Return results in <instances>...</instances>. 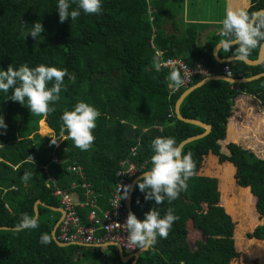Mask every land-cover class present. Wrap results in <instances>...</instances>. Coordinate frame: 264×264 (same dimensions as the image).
Instances as JSON below:
<instances>
[{"label":"trees","instance_id":"obj_1","mask_svg":"<svg viewBox=\"0 0 264 264\" xmlns=\"http://www.w3.org/2000/svg\"><path fill=\"white\" fill-rule=\"evenodd\" d=\"M173 1L102 0V14L87 15L81 11L76 20L69 18L60 23L56 9L58 0H0V70H7L10 64L14 68L44 64L66 68L69 75L75 76L74 82L65 77V87L54 105L56 110L47 117L31 115L26 105L9 99L11 90L0 91V115L8 125L6 135H0V228L10 229L0 230V264H86L93 258V262L98 263L102 254L97 248L72 245L61 248L53 242L52 230L59 214L52 209L60 206L52 196L54 188L47 176L61 190H69L74 183L80 191L79 186L88 183L98 207L104 211L116 184V173L122 161L130 157L132 148L137 152L132 161L140 165L145 163V172L152 167L151 142L156 137H174L180 144L204 133L200 127L177 120L175 104L185 90L181 88L171 93L168 87L175 86L168 77L174 68L161 67L157 71L154 58L161 62L181 60L190 66L200 64L215 75H222L228 67L237 80L264 73V58L256 66L242 61L217 63L212 51L225 39L220 33L209 41L210 44L197 49V31L190 26L182 29L175 21ZM76 6L73 3L70 10ZM261 9H264V0H249L246 10L251 13ZM37 21L45 29L41 37L37 40L30 35L25 38L22 33ZM23 22L27 28L22 27ZM166 26L171 28V33L166 31ZM234 48L235 45L230 51L220 49L218 58H232ZM259 49L252 50L246 59L255 62ZM156 53L162 55L159 57ZM201 80H193L189 88ZM241 94L259 101L264 113V77L238 86L222 80L211 81L183 99L179 107L181 117L209 125L211 131L204 138L183 146L185 154L190 152L196 162V175L188 181L187 191L181 192L178 199L156 205L154 200L145 201V194L135 184L131 211L138 219L143 220L144 214L153 207L161 217L169 208L179 217L168 237H158L157 243L140 255L135 264H223L222 252L213 247V236L227 239L222 234L229 222L218 207L198 213L193 204L201 191L224 192L231 187L230 177L235 169L240 187L239 205L230 201L223 209L233 217L235 211L242 208L245 214L255 218L249 207L250 198L254 197L260 224L250 238L257 245L263 244L264 160L230 143L226 150L234 167L223 164L218 168L219 179L205 178V171L202 172L203 157L209 151H217L215 145L225 140L235 98ZM78 102L88 103L101 113L93 130L94 144L88 151L78 149L68 138L67 131H62V114L74 110ZM263 119H259V124L264 123ZM41 120L55 138L63 139L58 141V146L38 134ZM233 132L229 127V133ZM54 158L58 163L53 162ZM71 166L83 170L84 180L68 170ZM26 171L32 173V178L24 182L22 176ZM245 188L250 189L251 195ZM35 202L42 204L37 206L39 227L16 231L24 214L34 216ZM88 212L87 209L78 211L84 224ZM189 220L201 237L195 249L187 240L185 222ZM42 234L51 237L49 244L40 243ZM228 240L234 242V246L243 244L239 236H230ZM112 264H131V261L123 263L117 259Z\"/></svg>","mask_w":264,"mask_h":264},{"label":"clouds","instance_id":"obj_2","mask_svg":"<svg viewBox=\"0 0 264 264\" xmlns=\"http://www.w3.org/2000/svg\"><path fill=\"white\" fill-rule=\"evenodd\" d=\"M73 3L77 6L70 10ZM56 9L59 22L64 23L69 18L72 21L76 20L81 15V11L87 15L102 14L103 3L102 0H58ZM22 27L27 28L24 22ZM44 31L42 23L37 21L22 35L25 38L30 35L33 40H37ZM220 35L225 39L217 47L230 51L235 45L231 59L245 60L252 50L264 47V9L251 13L244 9L229 10L222 21ZM154 67L160 71L162 62L159 58H154ZM66 76L73 82L75 81V76L69 75L66 68L59 69L44 64L34 68L27 65L14 68L10 64L7 70H0V91L7 93L11 90L12 94L9 99L19 102L22 106L26 105L31 115L47 117L56 110L54 105L59 101L60 93L65 87ZM168 79L172 86L179 87L183 84L180 71L175 68L170 72ZM50 83L51 87H49ZM100 115L101 113L94 106L78 102L74 110L65 111L62 114V131H67L68 138L78 149L88 151L94 144L93 130L97 126L96 121ZM7 127L3 115H0V130H3L0 131V135H6ZM59 140L63 139L51 136L52 145L58 146ZM151 148L152 167L149 171L142 173L136 181V186L140 192L145 194V201L154 200L156 205L164 204L165 200L171 203L179 198L181 192L187 191L188 181L196 175V162L190 152L185 154L183 146L178 144L174 137H156L151 142ZM31 178L32 173L28 171L22 176L24 182ZM122 189L123 195L120 196V200L128 199L133 185H124ZM178 219L179 217L174 214L172 208H169L161 217L158 209L153 207L144 214L143 220L138 219L133 212L129 211L123 225L129 243L142 251L153 247L158 237L166 239ZM38 227L37 217L24 214L15 230H34ZM50 242L51 237L48 234H42L40 243L46 245Z\"/></svg>","mask_w":264,"mask_h":264},{"label":"built area","instance_id":"obj_3","mask_svg":"<svg viewBox=\"0 0 264 264\" xmlns=\"http://www.w3.org/2000/svg\"><path fill=\"white\" fill-rule=\"evenodd\" d=\"M156 54L159 57L162 55L161 53ZM162 67L176 68L180 71L183 79V84L179 87L171 88V93L181 88L187 90L193 80L215 75L200 64L190 66L181 60L162 61ZM222 75L225 78L234 79L228 67L224 68ZM136 154V148H132L130 150V157L122 161L121 168L115 176L116 184L108 199V208L104 211L98 207L94 191L88 183H82L79 186L80 191H77L78 187L74 183L70 185L69 190H61L47 176L48 181L52 183V188H54L52 196L58 200L59 206L64 212L63 218L57 228L58 236L56 240L60 244L84 248L113 245L130 256L139 250V248H135L134 245L129 243L127 232L123 225L129 212L127 208L128 199L120 200V196L123 195L122 187L132 184L145 170V163L140 165L132 161ZM53 162L58 163L56 158L53 159ZM68 170L83 178V170L80 167L71 166ZM83 209L89 211L87 214V225L82 223L81 217L78 214V211Z\"/></svg>","mask_w":264,"mask_h":264},{"label":"rangeland","instance_id":"obj_4","mask_svg":"<svg viewBox=\"0 0 264 264\" xmlns=\"http://www.w3.org/2000/svg\"><path fill=\"white\" fill-rule=\"evenodd\" d=\"M168 89L172 90L171 86H169ZM258 103L253 104L256 110H250L249 116H246L245 110H240L239 112L236 110L238 114H235V112L233 114L232 112L230 117L234 115L233 119H235V117L240 114L241 125L244 129V131H242L239 135L241 141H237L236 145L251 152L256 159L264 160V123L259 124L258 122L259 119L264 118V116L261 112V104ZM250 108L254 109L251 106ZM256 123L259 125H255ZM38 125V134L41 137L51 139V137L48 136H53V133L49 130L44 120H41ZM45 130H47V132H45ZM234 131L236 132V130ZM226 163L232 165L229 162L225 145L218 147L217 151L211 152L209 155L207 153L202 159V172L205 171L204 177L219 179L221 174L218 168ZM235 175L236 169L230 177L232 180L231 187L225 188L224 192H218V190L216 192L213 190H207L199 192L200 194H196V203L193 204V206L198 213L209 212L212 211L213 208L218 207L221 210L223 217L229 222L226 232L222 235H225L228 238L233 235L241 237L243 244H236V246H234V242L229 241L228 238L226 239L225 237L219 235L213 236V247L218 248L222 252L223 264H264V242L261 245H257L254 241H252L253 239L250 238L254 228L260 224L259 216L255 210V198L252 196L253 198H250L249 202L250 209H253L256 215L255 218L251 217L249 214H245V212L242 211V208L241 210H236L233 217L227 215L226 211L223 209V206L230 201L234 202L235 206L239 205L238 189L240 187L237 184ZM245 189H248L250 193L249 188ZM235 199L237 200L235 201ZM185 225L188 230V243L192 249H195L197 243L201 241V237L192 227L190 220L187 221ZM89 263L99 264L97 262L94 263L93 261H89Z\"/></svg>","mask_w":264,"mask_h":264},{"label":"crops","instance_id":"obj_5","mask_svg":"<svg viewBox=\"0 0 264 264\" xmlns=\"http://www.w3.org/2000/svg\"><path fill=\"white\" fill-rule=\"evenodd\" d=\"M248 4H249V0H174L172 3L175 12V21L179 24V26L182 29L185 26H190L197 31V42H196L197 49H202L207 44H210L211 42L209 41L220 33V29L222 27V21L229 10H238V9L246 10L248 8ZM165 29L168 33L172 32L169 26H166ZM217 45H215V47ZM220 49H218L217 51V57ZM256 103H258L256 99H252L242 94L238 95L235 98L232 112L233 114L234 112L235 114H238L240 110H245L246 116H249L250 110H256V108L253 105ZM250 106L254 109H251ZM236 110H238V112ZM261 112L263 113L262 110ZM233 116L234 115H232V117H230L227 122L225 140L218 142L215 145V148L217 147L218 149V147H222V145L226 146L230 143L237 144V141L238 142L241 141L239 135L240 133H242V131H244V129L242 128L241 125L242 123L240 121V114L237 115L235 119H233ZM255 125H259V124L256 123ZM229 127H231L233 131L236 130V132L234 131L235 133L233 132V134L229 133ZM210 153L211 151L208 152V155ZM188 206L189 205L186 202V207L189 208ZM52 211L58 213L59 220L60 219L62 220L63 217L59 212L55 210ZM87 223L88 222L86 217V224L84 223L83 224L87 225ZM97 249H100L99 254H102L98 262L99 264H104V263L112 264L117 259L120 260V255L122 252L113 245H104L102 248H97ZM122 255L123 257H127V255H125L124 253H122ZM94 257H96V255ZM130 261L132 263V260Z\"/></svg>","mask_w":264,"mask_h":264},{"label":"water","instance_id":"obj_6","mask_svg":"<svg viewBox=\"0 0 264 264\" xmlns=\"http://www.w3.org/2000/svg\"><path fill=\"white\" fill-rule=\"evenodd\" d=\"M219 45V44H218ZM234 46V45H233ZM219 46L215 47L213 49V57L215 59V61L219 64H228V63H231L233 61H240V60H236V59H219L217 57V51H218ZM263 58H264V47H260L259 49V54H258V58L255 62H250L249 60L245 59L243 60L242 62H244L246 65H249V66H256V65H259L262 63L263 61ZM264 77V73L263 74H260V75H257V76H254V77H251V78H248V79H240V80H235V79H228V78H225L223 75H212L210 77H207V78H204L203 80H201L200 82H198L197 84H195L194 86L188 88L187 90H185V92L180 96V98L177 100L176 104H175V108H174V113H175V116L177 118V120L183 122V123H186V124H190V125H194V126H197V127H200L202 129H204V133L201 134V135H198V136H194V137H190L186 140H184L182 143H180V145L184 146L188 143H191V142H194V141H197V140H200L202 138H204L205 136H207L210 131H211V127L209 125H206V124H203L201 122H198V121H194V120H187V119H184L183 117H181L180 113H179V107L183 101V99L189 95L190 93H192L194 90L200 88L201 86L205 85L206 83L208 82H211V81H216V80H222V81H225V82H228L229 84H232V85H241V84H246V83H250L252 81H255V80H258L260 78ZM140 177V176H139ZM137 177L131 185H133V189H134V186L136 184V181L137 179L139 178ZM132 192L133 190L130 191V194H129V198H128V203H127V208H128V211H131V197H132ZM40 205L42 206V204L40 202H35L34 204V216L35 217H38V211H37V206ZM52 210H55L57 212H59L61 214V216L63 217L64 215V212L61 210V209H52ZM132 212V211H131ZM61 222V219L55 224L53 230H52V240L53 242L58 246V247H66L68 245H62L60 244L57 240H56V236H55V232H56V229L58 228L59 224ZM0 230H10L8 228H0ZM148 249L146 250H138V252H136L133 256H128V257H123L122 253L120 255V260L123 262V263H126L130 260H132V263L131 264H135L136 260L138 259V257L140 255H142L144 252H146Z\"/></svg>","mask_w":264,"mask_h":264}]
</instances>
